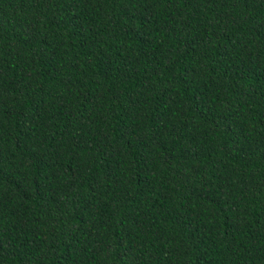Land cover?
I'll use <instances>...</instances> for the list:
<instances>
[{
	"label": "trees",
	"instance_id": "obj_1",
	"mask_svg": "<svg viewBox=\"0 0 264 264\" xmlns=\"http://www.w3.org/2000/svg\"><path fill=\"white\" fill-rule=\"evenodd\" d=\"M0 264H264V0H0Z\"/></svg>",
	"mask_w": 264,
	"mask_h": 264
}]
</instances>
